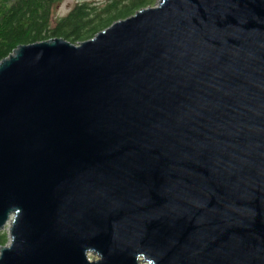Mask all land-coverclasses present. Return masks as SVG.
I'll list each match as a JSON object with an SVG mask.
<instances>
[{
    "label": "water",
    "instance_id": "95a60500",
    "mask_svg": "<svg viewBox=\"0 0 264 264\" xmlns=\"http://www.w3.org/2000/svg\"><path fill=\"white\" fill-rule=\"evenodd\" d=\"M0 264H264V0H160L0 61Z\"/></svg>",
    "mask_w": 264,
    "mask_h": 264
},
{
    "label": "trees",
    "instance_id": "16d2710c",
    "mask_svg": "<svg viewBox=\"0 0 264 264\" xmlns=\"http://www.w3.org/2000/svg\"><path fill=\"white\" fill-rule=\"evenodd\" d=\"M62 1L0 0V61L20 45L54 38H64L73 44L85 42L154 3V0H108L98 5L84 1L55 19L54 7ZM7 243V235H0V245Z\"/></svg>",
    "mask_w": 264,
    "mask_h": 264
},
{
    "label": "rangeland",
    "instance_id": "374dc122",
    "mask_svg": "<svg viewBox=\"0 0 264 264\" xmlns=\"http://www.w3.org/2000/svg\"><path fill=\"white\" fill-rule=\"evenodd\" d=\"M84 1H89V2H94L98 5H103L105 2L108 0H63L59 4H57L54 7V18H60L65 16L77 3L84 2ZM160 0H154V3L152 4L151 7L156 6L159 3ZM6 234L7 239L9 242V227L7 226L5 230L0 232V235Z\"/></svg>",
    "mask_w": 264,
    "mask_h": 264
},
{
    "label": "clouds",
    "instance_id": "9594fccd",
    "mask_svg": "<svg viewBox=\"0 0 264 264\" xmlns=\"http://www.w3.org/2000/svg\"><path fill=\"white\" fill-rule=\"evenodd\" d=\"M136 258L138 261H144V264H155V260L148 258L147 254L143 252L139 253Z\"/></svg>",
    "mask_w": 264,
    "mask_h": 264
}]
</instances>
